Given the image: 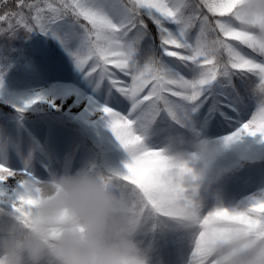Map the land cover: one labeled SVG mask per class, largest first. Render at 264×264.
Returning <instances> with one entry per match:
<instances>
[{"label": "snow or ice", "instance_id": "1", "mask_svg": "<svg viewBox=\"0 0 264 264\" xmlns=\"http://www.w3.org/2000/svg\"><path fill=\"white\" fill-rule=\"evenodd\" d=\"M243 2L0 0V38L52 36L109 89L99 112L129 160L100 174L149 256L177 238L190 242L185 264L264 256V35L243 27ZM39 182L28 160H0V223L26 225Z\"/></svg>", "mask_w": 264, "mask_h": 264}, {"label": "rangeland", "instance_id": "2", "mask_svg": "<svg viewBox=\"0 0 264 264\" xmlns=\"http://www.w3.org/2000/svg\"><path fill=\"white\" fill-rule=\"evenodd\" d=\"M17 37L40 59L30 63L18 59L2 76L0 102L9 105L12 114L0 109V135L9 145L6 153L0 150V160L6 158L10 166L18 168L25 167L28 160L30 170L40 180H46L53 173L74 172L84 167L98 173L124 167L129 160L128 154L99 112L104 104L109 103V89L98 79L80 71L54 37L39 31L29 36L21 32ZM5 54L6 49H1L0 64L5 61ZM41 94L51 103L33 106L26 112L34 114L60 109L93 144L106 146L111 143L112 149L106 153L101 167L77 132L57 120H32L16 111V106ZM189 247L188 240L179 238L154 245L150 250L151 264H185Z\"/></svg>", "mask_w": 264, "mask_h": 264}, {"label": "clouds", "instance_id": "3", "mask_svg": "<svg viewBox=\"0 0 264 264\" xmlns=\"http://www.w3.org/2000/svg\"><path fill=\"white\" fill-rule=\"evenodd\" d=\"M238 13L244 28L264 35V0H244ZM30 195L26 225L0 223L8 264H151L125 199L93 169L53 173ZM248 264H264V256Z\"/></svg>", "mask_w": 264, "mask_h": 264}, {"label": "trees", "instance_id": "4", "mask_svg": "<svg viewBox=\"0 0 264 264\" xmlns=\"http://www.w3.org/2000/svg\"><path fill=\"white\" fill-rule=\"evenodd\" d=\"M23 35L28 36L29 34H25L22 32ZM3 47L6 49V56L7 60L0 66V73L5 72V68L18 59V57H22L25 62H30L32 59H35L33 55L30 52V47H28L27 44H23L22 41H18V37L16 36L15 38H0V47ZM3 108L6 113H10V107L3 102H0V108ZM28 114L30 118H39V119H45L46 117L52 118L53 120H59L62 122L66 127H70L73 130L83 133L79 131V128L71 121L68 120L65 116L61 115L60 111H56V113H45V114ZM91 144V143H90ZM93 150V147H92ZM95 153L98 155L99 158L103 156L102 150L100 147H96L94 149ZM125 170L122 168L120 171Z\"/></svg>", "mask_w": 264, "mask_h": 264}]
</instances>
